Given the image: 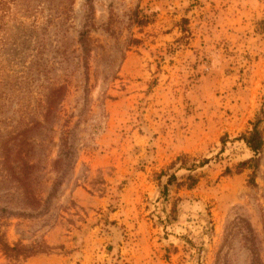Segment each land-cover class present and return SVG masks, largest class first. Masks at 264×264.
Here are the masks:
<instances>
[{
  "label": "rangeland",
  "instance_id": "374dc122",
  "mask_svg": "<svg viewBox=\"0 0 264 264\" xmlns=\"http://www.w3.org/2000/svg\"><path fill=\"white\" fill-rule=\"evenodd\" d=\"M263 107L264 0H0V264H264Z\"/></svg>",
  "mask_w": 264,
  "mask_h": 264
},
{
  "label": "trees",
  "instance_id": "16d2710c",
  "mask_svg": "<svg viewBox=\"0 0 264 264\" xmlns=\"http://www.w3.org/2000/svg\"><path fill=\"white\" fill-rule=\"evenodd\" d=\"M87 4L89 5L90 10L93 8V2L94 0H86ZM136 23L140 26H144L148 23L147 17H137ZM90 29H84L83 31L80 32L79 36V42L83 47V52L86 54L89 51L90 47ZM141 42L140 39L138 38H133L132 43L134 45H137ZM61 87H58L54 89L52 92L48 94L47 97V108L49 109L50 105L52 104L53 100V95L59 90H61ZM47 109V110H48ZM263 125H264V107L261 109V111L256 115L255 119L252 122L251 128H249L246 132H243L238 139L244 141L246 146L251 149V151L254 153V156L249 160V161H243L239 163L237 166L238 167H245L247 165L251 166L256 170L258 167V155L261 153L264 145V133H263ZM26 131V128L20 131L18 134H23ZM69 134L70 130L65 132L64 137L61 138V152L63 154L68 155V153L71 152L72 149V144L69 140ZM24 141V142H23ZM223 146L226 144V137H223L222 139ZM25 140L21 139L19 141V145L24 144ZM224 148V147H223ZM223 150V149H222ZM9 159L6 158V161ZM179 160H181V157L177 158V161H174L171 165V167L176 166L178 164ZM209 162L208 158H205L202 163L203 165ZM19 165L16 167H12L14 170L17 169ZM30 168L29 164L26 163L25 161H22V166L19 167V170H27ZM226 174L231 173V169L229 167L226 168L225 170ZM191 181L188 183L189 187L192 188L195 186L197 183V178L193 174H189L188 177ZM176 179V175L172 174L169 176V179L167 181L168 184H172L173 180ZM251 184H255V176L253 175L250 179ZM0 248L3 251V253L11 260L18 261L20 259H27L32 256H35L39 253H45L49 250V246L44 242V241H39L35 245H27L23 244L21 242L11 244L7 241L5 237V233L2 230V223L0 222ZM254 262L255 263H260V258L255 256L254 257Z\"/></svg>",
  "mask_w": 264,
  "mask_h": 264
}]
</instances>
